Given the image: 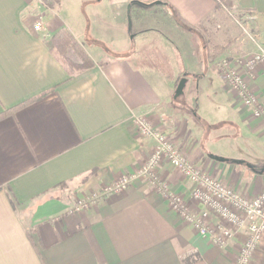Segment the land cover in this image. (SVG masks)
<instances>
[{
  "label": "crops",
  "instance_id": "1",
  "mask_svg": "<svg viewBox=\"0 0 264 264\" xmlns=\"http://www.w3.org/2000/svg\"><path fill=\"white\" fill-rule=\"evenodd\" d=\"M225 6L247 18L264 46V0H0V264L235 263L241 238L218 248L145 181L105 192L140 169L153 150L135 116L179 133L172 86L156 74L159 57L172 61L165 49L171 27L187 42V30L196 31V50L203 48L188 71L198 74L196 89L208 94L209 112L201 116L196 108L191 122L181 113L193 160L245 195L264 191V116L252 117L218 67L256 47ZM108 20L122 26L118 39L98 33ZM132 23L141 29L134 32ZM62 28L94 67L71 75L57 61L52 38ZM131 33L161 50L140 44L136 52ZM256 73L251 89L264 109V62ZM160 173L191 199L193 185L181 173L167 164ZM96 192L100 197L78 213L76 201ZM252 259L264 264V240Z\"/></svg>",
  "mask_w": 264,
  "mask_h": 264
},
{
  "label": "built area",
  "instance_id": "2",
  "mask_svg": "<svg viewBox=\"0 0 264 264\" xmlns=\"http://www.w3.org/2000/svg\"><path fill=\"white\" fill-rule=\"evenodd\" d=\"M224 10L232 18L233 14L237 13L236 7L225 6ZM249 19L255 21L252 15ZM40 21L34 26L36 31L43 28ZM243 31L253 42L256 50L232 60L224 59L218 67L223 80L230 86L241 105L251 112L253 118L262 119L264 116L262 102L251 89V84L257 75L258 65L264 62V46L244 27ZM133 122L138 127L139 135L154 141L153 150L140 169L131 175L122 176L108 186L105 192L121 193L127 190L134 180H143L168 200L171 211L176 212L183 223L192 227L199 236L209 239L218 248L224 249L241 238L240 254L234 264H253L252 258L264 240V191L256 195H245L212 176L205 165L193 160L191 143L184 127L179 129V133L171 136L162 127L154 126L147 115H137ZM165 164L192 183L189 201L174 192L160 173ZM99 195L92 194L91 199L89 197L79 199L75 210L78 213L85 210L100 197Z\"/></svg>",
  "mask_w": 264,
  "mask_h": 264
},
{
  "label": "rangeland",
  "instance_id": "3",
  "mask_svg": "<svg viewBox=\"0 0 264 264\" xmlns=\"http://www.w3.org/2000/svg\"><path fill=\"white\" fill-rule=\"evenodd\" d=\"M233 15H234L233 20L235 21L234 23L236 24V28L238 30L241 29V32L244 35H247V34L243 31V27H244V29L247 30V32L251 33L250 27H248V25L246 23H244L245 20H247V18L245 17V19H243L237 13H235ZM228 17H230V15ZM108 21H109L108 24L103 23L102 25H100L98 33L103 34L104 39H105L106 35H108L109 37H111L113 35L114 38H117V39L119 37H121L122 31H123L122 26L120 24H117L115 20L112 24H110V20H108ZM234 23H233V25L235 26ZM150 24H152V23H146L145 26L150 25ZM226 25L229 26L230 24L228 25V23H226ZM227 26H226V28H227ZM229 27L232 28L231 26H229ZM136 28H138V30L141 29V27H139V26L136 27L134 25V23H132L130 26V29L134 30V32H135ZM214 28H215L214 30H217L216 27H214ZM158 30H160V29L158 28ZM167 30H168L169 40L171 43H169L168 46H165V49H166V52L168 53V55L172 56V61L170 60V62H171V64H170L168 61L169 57H166L164 55L159 57V58H161V61H162L161 65L159 66V69L161 71H159L156 74L163 79V82H165V84L167 86L168 85L172 86L170 89H173L174 94L176 92L175 84H179V82H180L179 80L186 79L188 81L186 84L185 91H184L183 95L177 99H175V96H174V99H172V97H173L172 96L170 99V104L173 106L172 108H174V111L176 110V111H178V113H179V110L181 111V113L184 112V114L187 118L186 120H189V122H191L193 120V117H194L193 115L196 112V108H199V112L201 113V114L200 113L199 114L201 116H202V114L204 115V112H206V113L209 112V110H208L209 106H207L208 102H209L208 94L204 93V92L202 93L200 91L198 93V90L196 89V85H197L196 80L199 78L198 74L193 73L191 71H188V69H189L188 63H190L189 60H191L192 58H195V56H197V55H195L196 51H198V55L201 54L203 51L202 50L203 48H202V45H199L198 50H196L197 47H196L195 41H198L196 38L199 35V33H197L196 31L189 32L187 30V32L189 33L188 34L189 39L187 42V40H185V39L182 40L179 38L178 31L175 30L174 28L171 27L170 30L169 29H167ZM227 30H229V28H227ZM133 36H134V34L131 33L130 38H129L130 39L129 45L133 46V48L136 50V52L138 51L140 44H142L145 48H147V50L149 49L148 52H151L152 50H150V49H153L155 51V53L158 54L159 51L161 50V48H157V47L151 48L150 46H148L147 42L141 43L142 40L140 38L133 37ZM249 40H250V38H249ZM177 50H180V52L182 50V52L180 55L178 54L180 59L177 60V62H174L173 59H174V55L176 54ZM178 53H179V51H178ZM188 53H190L189 54L190 56L188 55ZM146 55L148 56V53ZM228 60H230V59H228ZM176 86H178V85H176ZM181 113L179 116L180 117L179 120H180V123L182 122L181 127H184L183 125L185 122H184V120H182L184 118L181 116ZM179 120H178V122H179ZM199 124L202 126V123H199ZM98 193L99 192H96L94 194H98ZM90 196L91 195H88L87 197L90 198Z\"/></svg>",
  "mask_w": 264,
  "mask_h": 264
},
{
  "label": "trees",
  "instance_id": "4",
  "mask_svg": "<svg viewBox=\"0 0 264 264\" xmlns=\"http://www.w3.org/2000/svg\"><path fill=\"white\" fill-rule=\"evenodd\" d=\"M83 45L68 28L60 29L52 38V52L67 73L76 75L94 67V62Z\"/></svg>",
  "mask_w": 264,
  "mask_h": 264
},
{
  "label": "water",
  "instance_id": "5",
  "mask_svg": "<svg viewBox=\"0 0 264 264\" xmlns=\"http://www.w3.org/2000/svg\"><path fill=\"white\" fill-rule=\"evenodd\" d=\"M161 2H157L156 4H160ZM179 84L177 86V89H176V92H175V99L179 98L180 96L183 95L184 91H185V87H186V84H187V81L186 79H182V80H179Z\"/></svg>",
  "mask_w": 264,
  "mask_h": 264
}]
</instances>
